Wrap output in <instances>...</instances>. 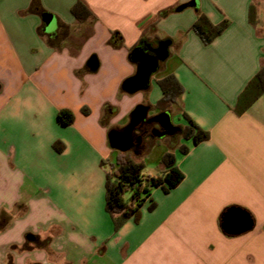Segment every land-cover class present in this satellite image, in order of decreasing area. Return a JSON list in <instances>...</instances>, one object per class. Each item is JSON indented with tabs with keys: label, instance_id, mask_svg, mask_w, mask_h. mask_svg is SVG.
I'll list each match as a JSON object with an SVG mask.
<instances>
[{
	"label": "crops",
	"instance_id": "1",
	"mask_svg": "<svg viewBox=\"0 0 264 264\" xmlns=\"http://www.w3.org/2000/svg\"><path fill=\"white\" fill-rule=\"evenodd\" d=\"M75 1L0 0V264H264V93L234 109L264 63V0H84L94 15L84 21ZM198 12L229 24L205 41ZM136 45L165 54L145 87L121 91L140 64L128 57ZM169 73L184 90L161 110L157 80ZM138 104L177 130L111 147L108 130L125 129ZM60 109L71 123L58 122ZM186 115L208 139L182 136ZM172 135L158 156L172 151L183 179L153 188L154 207L147 199L137 219L115 227L105 208L115 157L142 161ZM227 211L249 226L226 230Z\"/></svg>",
	"mask_w": 264,
	"mask_h": 264
},
{
	"label": "trees",
	"instance_id": "2",
	"mask_svg": "<svg viewBox=\"0 0 264 264\" xmlns=\"http://www.w3.org/2000/svg\"><path fill=\"white\" fill-rule=\"evenodd\" d=\"M71 11L78 21H84L94 17L92 10L84 0H76L71 7ZM168 9L159 11L160 15L165 14ZM257 18V9L254 4L249 7L250 22L255 24ZM229 24L228 19H223L219 23H213L203 13L198 12L197 18L193 24L196 31L204 36L205 41H210L219 35ZM114 46H118L120 42L110 41ZM141 51V46L132 47L128 53L129 59L137 61L136 55ZM123 80L120 90L130 91L127 89V80ZM158 85L162 90V96L157 101L156 106L161 110L167 109L177 101V98L183 92V86L177 80L173 73H169L163 78L157 80ZM264 93V63L259 70L247 82L242 91L239 93L235 112L243 113L248 106L260 95ZM148 106L138 104L130 112L129 123L125 126L130 127L137 120V113L140 109H147ZM84 113H88V109H83ZM164 114L163 112L157 116ZM73 113L69 109H60L57 114V119L60 124H69L73 121ZM188 123L181 127L182 136L191 138L194 144L208 139L209 132L198 126L189 116H185ZM120 129L112 127L108 130V143L111 147H118L115 142ZM181 152H186L188 146L180 145ZM163 167L158 169L155 174L143 173V161L136 160L129 152H120L115 157L111 164V169L106 174L105 181V208L112 216L115 227L121 225L127 218L133 216L138 218L140 208L144 202L150 198L148 205L152 209L155 205L150 195L153 188L161 187L164 192H168L175 187L184 177V173L175 164V157L172 151H167L163 154Z\"/></svg>",
	"mask_w": 264,
	"mask_h": 264
},
{
	"label": "flooded vegetation",
	"instance_id": "3",
	"mask_svg": "<svg viewBox=\"0 0 264 264\" xmlns=\"http://www.w3.org/2000/svg\"><path fill=\"white\" fill-rule=\"evenodd\" d=\"M149 52V53H148ZM165 52L164 47H157L153 49L152 47H148L146 50H142L137 53L138 55H150L153 57H159L163 55ZM147 109H140L137 113V120L130 127H126L122 131H120L115 137V142L118 145H127L133 146L136 143H145V141H149L154 138L156 134H162L166 132H174L177 130V127H174L168 122V115H152L147 116Z\"/></svg>",
	"mask_w": 264,
	"mask_h": 264
},
{
	"label": "water",
	"instance_id": "4",
	"mask_svg": "<svg viewBox=\"0 0 264 264\" xmlns=\"http://www.w3.org/2000/svg\"><path fill=\"white\" fill-rule=\"evenodd\" d=\"M136 57L140 60L138 70L133 76L129 77L126 83L127 89L130 91L145 87L148 84L151 70L158 61L157 57H153L148 54H140ZM89 65L91 69L96 68V63L92 58L89 60ZM224 219L225 228L229 232L238 231L249 226L248 218L243 212L227 211ZM29 237H32V235H29Z\"/></svg>",
	"mask_w": 264,
	"mask_h": 264
},
{
	"label": "rangeland",
	"instance_id": "5",
	"mask_svg": "<svg viewBox=\"0 0 264 264\" xmlns=\"http://www.w3.org/2000/svg\"><path fill=\"white\" fill-rule=\"evenodd\" d=\"M150 114H154V110H149ZM176 108H172V114L175 116L174 122L177 124L179 122V117L176 115ZM176 140L175 135L169 136L167 140H160L156 145L157 148L153 150L152 152H146L143 154V157H141V160L143 161L144 168L143 173L146 174H155L158 171L159 164L162 163L163 154L161 156H158L162 150L165 149V146H172L174 144V141ZM157 153V154H156ZM157 155V156H156ZM109 168V166H107ZM40 264V263H39ZM41 264H52V263H41Z\"/></svg>",
	"mask_w": 264,
	"mask_h": 264
}]
</instances>
